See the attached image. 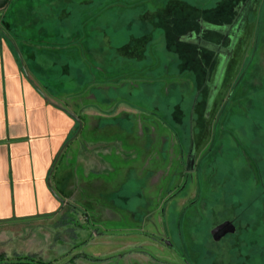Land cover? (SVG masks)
I'll return each instance as SVG.
<instances>
[{"label": "rangeland", "instance_id": "rangeland-1", "mask_svg": "<svg viewBox=\"0 0 264 264\" xmlns=\"http://www.w3.org/2000/svg\"><path fill=\"white\" fill-rule=\"evenodd\" d=\"M0 36L89 149L0 264H264V0H11Z\"/></svg>", "mask_w": 264, "mask_h": 264}, {"label": "crops", "instance_id": "crops-1", "mask_svg": "<svg viewBox=\"0 0 264 264\" xmlns=\"http://www.w3.org/2000/svg\"><path fill=\"white\" fill-rule=\"evenodd\" d=\"M5 42L0 36V222L57 210L62 201L49 187V178L53 188L69 149L79 156L89 150L84 143L72 147L78 134L57 159L71 118L54 98L45 97L35 70L21 68Z\"/></svg>", "mask_w": 264, "mask_h": 264}, {"label": "water", "instance_id": "water-1", "mask_svg": "<svg viewBox=\"0 0 264 264\" xmlns=\"http://www.w3.org/2000/svg\"><path fill=\"white\" fill-rule=\"evenodd\" d=\"M8 2H9V0H0V10L4 9V8L7 6ZM72 139H73V138H72ZM68 143H69V141L65 144V146H66ZM65 146H64V147H65ZM63 149H64V148H63ZM61 151H62V150H61ZM55 166H56V162L54 163V165H53V167H52V169H51L50 175L53 173ZM51 176H52V175H51ZM51 176H50V177H51ZM48 184H49L50 188L54 191V189L52 188L51 182H50V178H49V180H48ZM54 192H55V191H54ZM56 196H58V195L56 194ZM58 198H59L61 201H64L61 197L58 196ZM164 241H165L167 244H171L170 241H169V239H165ZM171 246H172V245H171ZM183 259H184L185 264H191V263H189V260H188L187 258H183Z\"/></svg>", "mask_w": 264, "mask_h": 264}, {"label": "flooded vegetation", "instance_id": "flooded-vegetation-1", "mask_svg": "<svg viewBox=\"0 0 264 264\" xmlns=\"http://www.w3.org/2000/svg\"><path fill=\"white\" fill-rule=\"evenodd\" d=\"M10 1H11V0H9V2H8V4H7V5H9ZM161 239H162V238H161Z\"/></svg>", "mask_w": 264, "mask_h": 264}, {"label": "trees", "instance_id": "trees-1", "mask_svg": "<svg viewBox=\"0 0 264 264\" xmlns=\"http://www.w3.org/2000/svg\"><path fill=\"white\" fill-rule=\"evenodd\" d=\"M191 206V205H190ZM189 260V259H188ZM191 261H189V263H190Z\"/></svg>", "mask_w": 264, "mask_h": 264}]
</instances>
